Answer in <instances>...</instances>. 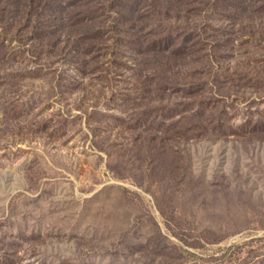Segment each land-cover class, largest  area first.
<instances>
[{
	"label": "rangeland",
	"instance_id": "obj_1",
	"mask_svg": "<svg viewBox=\"0 0 264 264\" xmlns=\"http://www.w3.org/2000/svg\"><path fill=\"white\" fill-rule=\"evenodd\" d=\"M0 264H264V0H0Z\"/></svg>",
	"mask_w": 264,
	"mask_h": 264
}]
</instances>
